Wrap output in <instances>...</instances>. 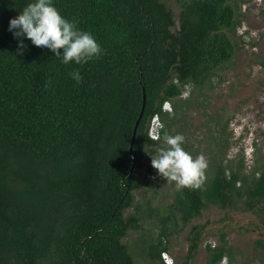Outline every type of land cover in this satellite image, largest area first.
<instances>
[{
	"label": "trees",
	"instance_id": "1",
	"mask_svg": "<svg viewBox=\"0 0 264 264\" xmlns=\"http://www.w3.org/2000/svg\"><path fill=\"white\" fill-rule=\"evenodd\" d=\"M32 2L0 0V264H137L125 238L155 208L147 200L146 209L126 211L148 173L160 176L152 160L144 162L166 147L149 138L155 114L170 135L185 137L187 152L208 162L202 189L177 190L171 203L183 226L210 206L252 211L264 222V161L228 156L227 124H207V152H191L184 134L189 110L234 57L230 31L240 23L232 0H182L178 25L165 0H52L103 49L82 65H66L26 37L19 47L9 23ZM77 69L79 83L71 76ZM167 100L172 111L162 108ZM207 225L191 226L180 264L192 263ZM164 230L155 240L142 234L147 250L139 244L161 264L170 252ZM256 249L264 264V241ZM206 251L207 264H254V249L230 244L225 232Z\"/></svg>",
	"mask_w": 264,
	"mask_h": 264
},
{
	"label": "rangeland",
	"instance_id": "2",
	"mask_svg": "<svg viewBox=\"0 0 264 264\" xmlns=\"http://www.w3.org/2000/svg\"><path fill=\"white\" fill-rule=\"evenodd\" d=\"M165 1L172 9L178 25L182 0ZM232 4L240 23L235 30L230 31L236 43L234 57L223 69L217 70L213 77L214 87L196 101L199 105L194 104L189 110L190 125L184 134L188 136L191 152L205 146L202 150L207 152L212 142L207 124L211 125L212 130L216 122L227 124L230 137L227 155L235 160L243 157L248 164H253L258 157L264 161V0H232ZM184 128L183 125L179 129ZM152 158L151 153L146 154V166ZM157 176L152 177L148 173V179L134 192L133 206L126 211L127 215L134 212L137 205H140V211L146 209L147 200L155 208L153 217L142 219L143 228L131 229L125 238L137 264H161L159 260L147 259L142 252L139 244L143 250L149 246L147 237H142L143 233H151L155 240L160 237L165 226L164 231H168V235L161 238L168 240L175 264H180L188 249L191 226L206 222L208 225L204 237L191 264H207L206 246L221 242L223 232L230 244L251 252L254 249L249 261L261 264L262 253L259 249L255 250L257 241H264V222L259 215L240 208L210 206L183 226L179 214L171 208L177 193L176 183H169L165 178ZM161 217H165V220L161 221ZM227 262L228 259L224 258L221 264Z\"/></svg>",
	"mask_w": 264,
	"mask_h": 264
},
{
	"label": "clouds",
	"instance_id": "3",
	"mask_svg": "<svg viewBox=\"0 0 264 264\" xmlns=\"http://www.w3.org/2000/svg\"><path fill=\"white\" fill-rule=\"evenodd\" d=\"M76 21H69L61 15L52 0H34L29 3L16 18L9 23V31L19 38V47L24 46L23 38L31 40L37 47H46L62 57L64 64L75 61L85 64L93 58L102 55L103 49L89 33L77 28ZM63 49V52H61ZM78 83L83 77L79 70L71 73ZM149 138L154 141L163 140L166 147L158 149V155H152V167L167 182H175L177 190L189 188L202 189L205 181V170L208 162L203 154L193 157L185 150V137L182 134L170 135L164 130L162 122L156 123L149 132Z\"/></svg>",
	"mask_w": 264,
	"mask_h": 264
},
{
	"label": "built area",
	"instance_id": "4",
	"mask_svg": "<svg viewBox=\"0 0 264 264\" xmlns=\"http://www.w3.org/2000/svg\"><path fill=\"white\" fill-rule=\"evenodd\" d=\"M162 108H163L164 111H172L171 102L169 100L165 101L163 103ZM160 122H162V120H161L159 114L153 115V117L151 119V122H150V125H149L148 132L152 131L153 130V126L156 123H160ZM161 257H162L163 261L165 262V264H175V258L169 251H163L161 253Z\"/></svg>",
	"mask_w": 264,
	"mask_h": 264
},
{
	"label": "water",
	"instance_id": "5",
	"mask_svg": "<svg viewBox=\"0 0 264 264\" xmlns=\"http://www.w3.org/2000/svg\"><path fill=\"white\" fill-rule=\"evenodd\" d=\"M145 106H146V93H145V88H143V95H142V108H141V112L139 114V117L138 119L136 120V124H135V127H134V131H133V139L135 137V134H136V130H137V127H138V124L143 116V113H144V110H145ZM130 149H132V143H131V146H130Z\"/></svg>",
	"mask_w": 264,
	"mask_h": 264
},
{
	"label": "bare ground",
	"instance_id": "6",
	"mask_svg": "<svg viewBox=\"0 0 264 264\" xmlns=\"http://www.w3.org/2000/svg\"><path fill=\"white\" fill-rule=\"evenodd\" d=\"M178 80V79H177ZM154 175V174H153ZM155 176V175H154Z\"/></svg>",
	"mask_w": 264,
	"mask_h": 264
},
{
	"label": "crops",
	"instance_id": "7",
	"mask_svg": "<svg viewBox=\"0 0 264 264\" xmlns=\"http://www.w3.org/2000/svg\"><path fill=\"white\" fill-rule=\"evenodd\" d=\"M173 255V254H172Z\"/></svg>",
	"mask_w": 264,
	"mask_h": 264
}]
</instances>
